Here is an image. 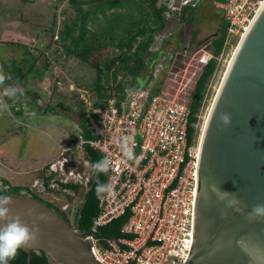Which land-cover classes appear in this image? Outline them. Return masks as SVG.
Returning a JSON list of instances; mask_svg holds the SVG:
<instances>
[{
  "label": "built area",
  "instance_id": "1",
  "mask_svg": "<svg viewBox=\"0 0 264 264\" xmlns=\"http://www.w3.org/2000/svg\"><path fill=\"white\" fill-rule=\"evenodd\" d=\"M263 2L156 0L155 6L166 22H177L185 14L200 11L207 3L222 13L225 28L221 33V51L217 56L212 51H202L197 63L203 69L211 59H215L218 66L225 55L231 53L232 56ZM119 54L116 50L109 59L114 60ZM119 66L120 61L115 60L111 70ZM162 69L160 64L156 67L147 87L125 88L121 99L107 93L97 106L93 105L88 90L69 86L78 92L85 107V119L96 139L86 140L80 125H76L71 142L60 147L58 155L46 165L45 173L50 177L48 188L69 193L61 185L73 184L85 189L91 180V165L82 153L84 146L113 161L106 183L113 184L116 195L98 198L100 213L94 220V227L111 222L128 209L130 217L121 232L133 237L107 239L105 248L98 238L92 237L91 253L101 264H183L185 261L197 196L200 135L188 145V104L163 90L162 86L159 92L153 91V85L161 81L159 72ZM176 82L182 85V79ZM207 95L206 89L195 115V129L201 121L204 124L209 112L211 105L206 114L204 109ZM125 135L134 137L135 154L141 157L138 164L126 161L121 152L119 141ZM38 183L41 192L47 191L42 179L35 181L34 187ZM7 189L8 186L0 182V191ZM58 205L70 217L75 214L77 204L74 202Z\"/></svg>",
  "mask_w": 264,
  "mask_h": 264
},
{
  "label": "water",
  "instance_id": "2",
  "mask_svg": "<svg viewBox=\"0 0 264 264\" xmlns=\"http://www.w3.org/2000/svg\"><path fill=\"white\" fill-rule=\"evenodd\" d=\"M229 113L231 125L219 121ZM239 205L228 206L221 193ZM13 214L31 225L48 264H101L91 253L94 235L73 229L65 219L27 195H11ZM264 204V2L227 65L199 140L197 196L183 264H264V220L246 219L252 206Z\"/></svg>",
  "mask_w": 264,
  "mask_h": 264
},
{
  "label": "trees",
  "instance_id": "3",
  "mask_svg": "<svg viewBox=\"0 0 264 264\" xmlns=\"http://www.w3.org/2000/svg\"><path fill=\"white\" fill-rule=\"evenodd\" d=\"M95 1L97 2L98 0H69V2L73 5L94 3ZM143 1L154 10L156 20H151L150 13L147 8L141 4H137L135 0H101L99 2L102 4L96 6L94 10L86 12H82L80 10L78 15L71 20L64 22L62 29L58 31L57 38L59 39L58 43L60 44V52L65 54L66 58H72L85 66H92L91 59L101 50L108 49L110 46L117 47L115 49L120 52L114 60H105V62H103L104 68L100 69L95 66L97 76L94 81V91L96 96L94 99L92 97L94 106L101 104L107 93H110L117 99H121L125 88L137 86L143 87L142 85L144 83L147 84L152 78L153 66L151 65L156 62L159 53L162 52L160 51L158 55L156 54L154 57L153 54L148 51H146L144 55L143 50L148 48L153 36L150 35L144 41H139L138 39H140V37H145L146 27L149 24H151L152 30L156 31L155 27L163 28L167 22L162 18L161 12L155 6L156 0ZM133 5L138 8L139 13L135 12ZM97 13H100L102 17L100 19L101 23L97 24L98 26L93 28ZM194 13H197V11H192L187 15H183L176 22V24H183L189 19L190 15ZM224 28L225 23L222 20L219 33L210 41L214 56H217L221 51V33ZM114 33H118L121 37L114 36ZM136 43L137 46H135ZM148 56L153 57L150 59V63L152 64L150 66H145L144 58ZM169 57L171 60L172 55ZM115 60H119L121 66L111 70ZM216 70L217 61L215 59H211L202 69L200 75L195 81L193 94L188 104L190 111L186 131L188 145L193 143V140L197 135L198 131L193 126L196 123L195 115L198 113L201 106L208 82L215 74ZM121 72L126 73L127 76H125V78L118 79V74ZM139 73L146 74L145 79H140L138 77ZM130 78L132 81H137V84H133V82L130 81ZM159 90L160 87H156V85L153 86L154 92H159ZM80 104L82 107L83 104L81 101ZM79 125L86 140L96 139V135L87 124L83 109H81L80 112ZM82 153L91 165L92 175L88 186L85 189H82L73 184L61 185L62 189H67L72 193V195L66 194V199L69 203H73L75 198H78L79 200L75 214L72 217H70L68 213L61 211L57 203L54 204L51 201H45L39 198L36 194H28V196L42 202L47 207L62 216L65 221L73 227V229L80 232L85 231L94 235L98 238L100 245L104 248L106 247L105 240L107 239H131L133 237L132 235L121 232L122 227L130 217V211L128 209L123 215L113 219L111 222L102 226H97L96 228L94 227V220L100 213L98 206L99 201L95 194L97 178L101 182L106 183L108 174H99V177H97V174L92 169V164L102 158L97 150L89 146H84ZM39 175L40 179H42L43 187L48 192L59 194L58 191L48 188L50 177L46 176L45 169L41 170ZM2 184L6 185L3 182ZM80 189H82L83 192H79ZM20 190L21 188L15 187L12 189L8 186L7 190L0 191V195H22ZM26 261L27 253L19 249L16 258L9 261V264H26ZM29 264H48V262L43 252L32 251Z\"/></svg>",
  "mask_w": 264,
  "mask_h": 264
},
{
  "label": "crops",
  "instance_id": "4",
  "mask_svg": "<svg viewBox=\"0 0 264 264\" xmlns=\"http://www.w3.org/2000/svg\"><path fill=\"white\" fill-rule=\"evenodd\" d=\"M1 1L0 5L4 3L6 10L3 11L6 21L2 24L6 27L7 21L13 20L10 18L13 14L7 12L10 5L16 7L24 4L27 18L34 15L39 17L38 20L20 21L25 23V27L19 30L16 26L8 27L0 33V67L8 77L0 86V92L9 86L22 90L14 98L0 97L9 106L7 111L0 112V182L24 188L22 185L27 175L33 176L32 181L38 179L39 172L58 155L60 147L71 142L82 107L77 94L70 87L69 92L65 93L64 90V71L68 73L74 67L67 70L61 66L62 62L58 65L56 58L52 59L55 61L51 65V57L46 56V52L37 46L36 49L27 43L21 44L37 35H47L45 20L48 8L40 3L35 5L33 0ZM52 32L50 35L54 36ZM57 54L61 55V59L63 56L77 62L66 58L62 52ZM51 74L54 76L50 77ZM71 82L67 84L79 88L77 80Z\"/></svg>",
  "mask_w": 264,
  "mask_h": 264
},
{
  "label": "rangeland",
  "instance_id": "5",
  "mask_svg": "<svg viewBox=\"0 0 264 264\" xmlns=\"http://www.w3.org/2000/svg\"><path fill=\"white\" fill-rule=\"evenodd\" d=\"M32 1V0H29ZM35 1V5L37 4H44L47 9V19L45 20L47 26L46 29L48 30L47 35H37L36 38H29L28 41H24L21 44H31L32 47L37 46L40 50L46 52V56L50 55L51 62L49 64H53L54 62L52 59L56 58L58 61V65H61L60 62H62L61 66H65L67 70H72L71 67H74L72 71L66 73L64 71V77L63 78V85L65 93L68 91V84H71V81H76L79 83L78 89H86L89 91L90 96L95 98L96 94L94 91V81L96 79V67L98 68H104L105 60H108L113 54L116 53L117 47L110 46L108 49H103L99 53H97L92 59L91 64L92 66H85L82 63H79L78 61L75 62L71 59H65L63 56L61 59V55L57 54L61 51L60 44L58 43L59 39H57L58 31L62 29L63 23L71 20L76 15H78L79 11L82 12L94 10L96 6H99L102 4L101 0L95 1L94 3H88V4H80V5H73L69 2V0H33ZM45 1V2H44ZM0 2H2L0 0ZM137 4H141L147 8V10L150 13L151 20H156V17L154 15V10L148 6L143 0H135ZM24 4H18L16 7H13V5H10L7 12H11L13 15L10 16L13 20L7 21V27L5 24H2L3 21H6V17L3 13V11H6L4 9V3L0 5V33L6 28L10 27H17L16 29L19 30L20 28L25 27V23L21 22L22 20H35L39 19L38 16H30L27 18L26 15V8L23 7ZM42 6V7H44ZM128 6V5H127ZM132 7V5H131ZM135 8V12L139 13V10L137 7ZM33 13V9H32ZM5 18V19H4ZM101 15L100 13H97L96 21H94L93 28L95 26H98L97 24H100L101 21ZM223 17L222 13L220 11L212 9L209 4H205L202 6V9H200L199 12L191 14L189 19L184 22L181 25L176 24V21H170L165 23V26L163 28L155 27V30H152L151 24H149L146 27V35L145 37H140V40H146L150 35H152L151 43L148 45L147 49L143 50V53L145 55V52L148 51L149 53L154 55H158V53L161 51L162 53H159L158 58L154 64L150 63V59H152V56H148L144 58L145 66H153V72L156 69V67L160 64L163 69L159 72V79L160 82L157 81L155 83L156 87L162 86V89L165 91H168L172 94V96L177 97L178 100L182 102H186L189 104L192 94H193V87L194 82L200 75L202 69H200V65L197 63V59L202 54V51H212V46L210 44V41L219 33L221 23H222ZM42 23H44V17L41 18ZM4 23V22H3ZM17 24V25H15ZM54 31V36L52 37L50 34H52ZM45 32V30H44ZM47 32V31H46ZM123 35V33H122ZM114 36L121 37L118 33H114ZM110 37V36H108ZM40 39H43L39 41ZM33 40V41H32ZM32 41V42H31ZM137 46V43L135 44ZM36 48V49H37ZM48 51V52H47ZM65 55V54H64ZM172 55V59L170 60L169 56ZM114 56V55H113ZM46 58V57H45ZM231 59V53H228L225 55L220 63L217 66V70L213 77L209 80L207 85V91L208 95L206 97V100L204 101V109L205 114L207 113V109L211 105L213 98L216 94V91L221 83V80L223 78V75L225 73V70L227 68V65ZM170 60V61H169ZM56 65V64H55ZM53 65V67L55 66ZM96 66V67H95ZM52 67V66H51ZM78 71V72H77ZM146 74L139 73L138 77L140 79H145ZM54 76L53 74L50 75V77ZM126 73L121 72L118 74V79L125 78ZM153 76V73H152ZM104 78V77H103ZM152 79V78H151ZM150 79V80H151ZM182 79V85H178L176 80ZM52 78H50V81ZM68 81H70L68 83ZM130 81L132 79L130 78ZM133 84H137V81H132ZM150 82V81H149ZM143 84V87H147L150 83ZM68 83V84H67ZM153 85V86H155ZM186 85V86H183ZM67 87V88H66ZM155 88V87H154ZM161 88V87H160ZM74 89H77L74 87ZM78 98V92L74 91ZM66 96V94H65ZM80 100V99H79ZM85 107L82 106V109ZM204 111V110H203ZM203 123L201 121L200 126L197 129V134L200 135V132L202 131ZM81 157V156H79ZM83 169H86V167L83 166ZM32 175H27L24 180V185H22L24 188H21L20 193L22 195L28 194H36L39 198L45 200V201H51L54 204H60L64 202H68L66 199V194L72 195L71 192L64 193L59 192V194L51 193L48 191L41 192V188L39 187L40 183L34 187V182L38 181L40 182V175H38V179H34L32 181ZM12 189L15 188L14 186H10ZM19 188V187H18ZM79 192H83V190H79ZM78 198L74 199V204L78 203ZM73 228V227H72Z\"/></svg>",
  "mask_w": 264,
  "mask_h": 264
},
{
  "label": "clouds",
  "instance_id": "6",
  "mask_svg": "<svg viewBox=\"0 0 264 264\" xmlns=\"http://www.w3.org/2000/svg\"><path fill=\"white\" fill-rule=\"evenodd\" d=\"M8 77L0 67V86L4 85ZM18 92H22L17 87L9 86L0 92V97L6 96L14 98ZM8 104L0 99V112L8 110ZM219 121L224 127L231 125L232 117L229 113L221 112L219 114ZM135 140L130 135L121 137L119 147L126 161H133L139 163L141 157L135 154ZM93 171L99 177V174H109L113 169V161L111 158L105 156L92 164ZM95 194L97 198H111L116 195L115 188L111 182H101L97 178ZM221 199H227L228 206L239 205L238 198L232 193H221ZM13 199L9 195H0V264H9V261L14 260L18 254L19 249L34 245L40 235V228L37 221L46 219L43 214L36 217L31 222V225L18 214H13L12 208ZM246 219L251 221L264 220V204H256L252 206L248 212Z\"/></svg>",
  "mask_w": 264,
  "mask_h": 264
},
{
  "label": "bare ground",
  "instance_id": "7",
  "mask_svg": "<svg viewBox=\"0 0 264 264\" xmlns=\"http://www.w3.org/2000/svg\"><path fill=\"white\" fill-rule=\"evenodd\" d=\"M200 138V137H199Z\"/></svg>",
  "mask_w": 264,
  "mask_h": 264
}]
</instances>
